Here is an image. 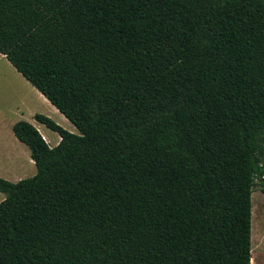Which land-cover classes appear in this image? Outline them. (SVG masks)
Masks as SVG:
<instances>
[{
    "label": "trees",
    "instance_id": "trees-1",
    "mask_svg": "<svg viewBox=\"0 0 264 264\" xmlns=\"http://www.w3.org/2000/svg\"><path fill=\"white\" fill-rule=\"evenodd\" d=\"M0 53L80 132L14 125L0 264H252L264 0H0Z\"/></svg>",
    "mask_w": 264,
    "mask_h": 264
},
{
    "label": "rangeland",
    "instance_id": "rangeland-1",
    "mask_svg": "<svg viewBox=\"0 0 264 264\" xmlns=\"http://www.w3.org/2000/svg\"><path fill=\"white\" fill-rule=\"evenodd\" d=\"M22 80L25 79L10 65L7 59L0 54V103L4 102L5 98L12 90H18L20 94L23 95L26 108L29 111L35 110L37 113L49 117L58 125L67 130L65 127L68 125V123L63 122V115L61 114V116L55 108L52 106L50 107L46 102H44L37 95V93L31 89V87L25 88V83ZM25 113L27 114L23 116V119L35 126L33 122L36 121L29 118L28 112L25 111ZM1 118L2 115L0 112V119ZM10 121L11 118H8L5 124H8ZM36 124L38 127H35L38 129V131L42 134V136L48 139V144L54 147L55 140L59 139L60 137L58 133L49 130L46 126L41 125L40 123L36 122ZM69 124L71 128H75L72 123L69 122ZM74 134H80L77 128L74 129ZM23 148V169L19 173V176L22 177V179H27L33 177L36 174L37 169L35 165L32 169L30 168L28 164L29 159L28 157H25V150L29 152V149L25 145H23ZM252 255L255 257L256 264H264V194L261 191L259 182L252 194Z\"/></svg>",
    "mask_w": 264,
    "mask_h": 264
},
{
    "label": "crops",
    "instance_id": "crops-1",
    "mask_svg": "<svg viewBox=\"0 0 264 264\" xmlns=\"http://www.w3.org/2000/svg\"><path fill=\"white\" fill-rule=\"evenodd\" d=\"M1 54V53H0ZM2 55V54H1ZM5 57L4 55H2ZM6 58V57H5ZM8 61V60H7ZM9 62V61H8ZM10 63V62H9ZM11 65V63H10ZM12 66V65H11ZM13 67V66H12ZM14 68V67H13ZM15 69V68H14ZM16 70V69H15ZM17 71V70H16ZM18 72V71H17ZM19 73V72H18ZM20 74V73H19ZM21 75V74H20ZM22 76V75H21ZM23 77V76H22ZM24 78V77H23ZM25 79V78H24ZM25 83V88L31 87L35 93L50 107L55 108L48 100L45 98L35 87H33L26 79L22 80ZM23 95L20 94L18 90H12L10 94L5 98L4 102L0 103V112L2 118L0 119V178L8 180L12 183H17L22 180V177L19 176V173L23 169V161L22 158L24 156V148L23 145L15 136L13 127L19 121H26L23 119L25 116V111L28 112V116L30 119L35 120V116L37 113L35 110L29 111L26 108L25 101L23 99ZM56 109V108H55ZM57 110V109H56ZM58 111V110H57ZM59 112V111H58ZM60 113V112H59ZM62 113H60L61 115ZM43 115V114H42ZM63 115V114H62ZM61 115V116H62ZM64 116V115H63ZM62 116L63 122L68 123L65 127L69 132L74 133V129L76 128L74 125V129L71 128L69 124V120L64 116ZM11 118V121L8 124L7 119ZM61 119V122H62ZM36 121V120H35ZM28 122V121H27ZM37 122V121H36ZM36 122H33L35 126H37ZM30 123V122H29ZM38 123V122H37ZM71 123V122H70ZM62 124V123H61ZM33 125V124H32ZM42 125V124H41ZM38 127V126H37ZM44 137V136H43ZM46 142L48 143V139L44 137ZM61 141V138L55 140L54 147H56ZM26 146V145H25ZM50 146V145H49ZM27 147V146H26ZM52 147V146H50ZM28 148V147H27ZM29 149V148H28ZM25 157H28V164L32 169L35 165L34 161L31 157V152H27L25 150ZM6 196L3 193H0V203L5 200Z\"/></svg>",
    "mask_w": 264,
    "mask_h": 264
},
{
    "label": "bare ground",
    "instance_id": "bare-ground-1",
    "mask_svg": "<svg viewBox=\"0 0 264 264\" xmlns=\"http://www.w3.org/2000/svg\"><path fill=\"white\" fill-rule=\"evenodd\" d=\"M252 264H256V260H255L254 255H252Z\"/></svg>",
    "mask_w": 264,
    "mask_h": 264
}]
</instances>
